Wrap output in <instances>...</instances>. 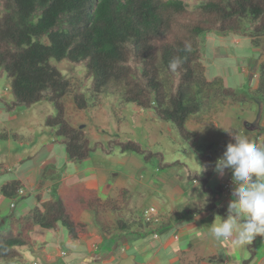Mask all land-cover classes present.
Returning a JSON list of instances; mask_svg holds the SVG:
<instances>
[{"label": "trees", "instance_id": "16d2710c", "mask_svg": "<svg viewBox=\"0 0 264 264\" xmlns=\"http://www.w3.org/2000/svg\"><path fill=\"white\" fill-rule=\"evenodd\" d=\"M212 32L248 37L258 47L264 41V0H0V79L10 93L9 99L0 96V106L12 113L48 103L52 111L44 126L53 133L54 143L63 146L69 161H81L100 151L104 155L132 154L144 163L155 160L160 170L182 168L188 181H199L204 194L202 204L187 212L209 211L215 207L219 191L207 186L215 172L216 144L191 133L186 122L227 101L243 105L251 96L264 99V62L259 65L256 89L246 95L220 77L208 76L210 64L200 38ZM62 61L83 67L85 74L72 82L54 64ZM108 96L113 99L115 115L133 106L152 111L159 121L172 125L198 159L200 171L190 170L179 159L165 161L163 152L133 139L92 143L84 127L68 120L66 98L77 110L88 111ZM8 139L16 141L17 137L0 131V142ZM9 173L12 169L0 166V177ZM0 192L11 200L9 209H13L23 189L12 179ZM107 203L110 200L95 198L81 204L95 215L103 232L110 226L98 215ZM217 212L226 216L227 208ZM6 221V228H0L1 264L15 263L22 249L32 250L35 242L30 232L34 227H63L71 240L87 230L86 223L72 219L61 198L33 207L25 215L9 214ZM136 223L150 227L141 214ZM116 224L120 231L133 225L123 218ZM261 238L246 245L241 264L252 263Z\"/></svg>", "mask_w": 264, "mask_h": 264}, {"label": "crops", "instance_id": "0c3cea01", "mask_svg": "<svg viewBox=\"0 0 264 264\" xmlns=\"http://www.w3.org/2000/svg\"><path fill=\"white\" fill-rule=\"evenodd\" d=\"M239 39L241 38L235 34L224 35L212 32L205 37L206 55L205 53L204 55L212 61H214L213 58L217 60V55H222L212 75L221 76L227 86L240 87V84H243L247 79V73L251 72V77L254 80L250 83V92L257 87L259 65L264 62V46H261L264 41L258 46V51L253 52V55L248 59V64H246L248 69L240 65L241 67L237 66L233 70L229 61L224 58V54L227 52L224 46L232 40L233 43H238ZM206 42L210 45H206ZM2 93L7 99L10 98L7 88L4 87ZM35 105L20 111L19 122L22 125L19 129L24 128V133L7 126L2 129V131L15 134L16 142L19 145V148L12 149V140L5 141V147L9 151V160L0 159V161L3 160L0 164L7 169H12L13 179L18 180L20 188L23 189V193L14 202L13 208L19 201V213L25 215L33 207H43L55 198H61L65 204L77 205L80 209L78 211L80 213L79 221L87 224V230L84 233H79L76 239L71 240L67 237L64 228L59 226L51 232V235L55 236L56 244L48 248L46 243L43 241L39 243L34 237L35 233H44L42 231L44 229L34 227L30 232V238L35 242L34 247L32 250L22 249L20 258L13 264H39L27 256V254L31 256L33 253L40 254L45 264L55 263L61 256L66 259L65 264H109L107 261L112 259L110 257L114 255V252H117L118 257L111 264L114 262L118 264H241L247 255L246 246L233 247L230 241H225L223 238L216 240L209 232L212 223L225 217L219 214L217 209L227 208L233 198L234 185L230 189L224 188L226 184L233 183L231 170H225L223 175L215 171L208 181L207 186L211 190L219 189L215 195V207L209 211L188 213V210L202 204L204 194L199 181H188L182 168L171 167L160 170L156 168L155 164L144 166L140 158L132 154L104 155L100 151L87 157L86 159L91 161L90 164L80 168L81 161H69L62 145L56 143L57 146L54 147L52 132L44 126V119L51 113V107L46 109L45 114L43 113L41 121V114L33 117L26 114ZM121 113H124L126 118V115H130V125L129 128H126L130 135H124L125 131L123 130L118 137L121 140L135 137L134 129L139 125L138 121L141 118L145 121H159L152 111H143L133 106H126ZM88 120H90L89 116L84 124L74 123L73 125L89 129L90 133V128L87 125ZM123 122L124 120L121 118L114 124L119 133V126ZM155 123L158 135L160 127L165 128L166 131H161V134L169 141L167 147L170 149L163 148L164 140H153L150 145L149 142L153 136L148 134L147 129L145 130L147 137L145 138L147 144L145 147L157 148L163 153L170 152L171 149L173 152L177 150L171 148L177 142L176 130L165 125L162 121ZM95 125L98 126L97 128H101V122H97ZM123 126L125 125L123 124ZM104 127L107 126L104 125L102 128ZM186 127L204 142L216 144L213 146V150L216 151L217 159L222 156L226 145L234 142L233 135H242L256 143L258 147L264 148V99L258 95L251 96L249 101L243 105L227 101L210 114L189 118ZM179 145V149L182 148L181 153L186 155L184 159L191 162L190 165L188 164L190 170L199 172L198 159L189 149ZM42 147L48 155L43 157L36 164L37 166H34L32 165L33 159ZM54 152H57V155ZM53 157H58V159L54 160ZM25 162H28V165H24V169L17 171L19 163L23 165ZM49 168H52L50 170L52 173L43 176L40 180L42 172ZM7 182H9L8 179L1 178L0 187ZM135 188H140L142 201H137V198L135 202L132 201L134 196H131L130 192ZM86 196H88V200L95 198L105 202L110 200V203L105 204L103 209L101 208L98 218H101L100 215L104 217L113 214L116 225L117 219L123 218L118 214L125 213L123 219L133 225L125 232L117 230V228L113 232L112 227L107 229L108 232L101 231L94 221L95 215L81 208V204L86 202ZM5 201H7V205L3 209L2 203ZM10 202L11 200L5 198L0 192V212L3 213L7 208H10ZM147 206H154L160 218L158 224L148 228L136 223L142 210ZM116 234L120 235V239L114 240L113 251L108 250V253H104V255L97 253L100 248L98 240H101L102 245H107L109 249L112 245V237ZM65 245L68 246V249H63ZM243 249L246 251L245 255ZM251 264H264V237L256 242L255 256Z\"/></svg>", "mask_w": 264, "mask_h": 264}, {"label": "rangeland", "instance_id": "374dc122", "mask_svg": "<svg viewBox=\"0 0 264 264\" xmlns=\"http://www.w3.org/2000/svg\"><path fill=\"white\" fill-rule=\"evenodd\" d=\"M214 33H216V32H214ZM216 34H218V33H216ZM207 35H209V34H207ZM224 35H233V33H224ZM235 35H237V34H235ZM206 36H203V37L200 38L201 46H202V52L203 53H205L204 42H205V37ZM237 36H239V35H237ZM239 37L241 39H239L238 43H233V40H232V42H228L226 45L224 44L225 45L224 47L227 50V52H225V54H224V58L229 61V63L231 64V68L233 70L237 66L241 67L240 65H243V66H245L247 68L246 64H248V59L251 57V55H253L252 54L253 52L258 51V47L253 46L250 43L249 38H246L244 36H239ZM262 42L263 41H261V43ZM209 43H210V40H209ZM206 45H210V44H207V42H206ZM261 46L263 47L264 43H262ZM205 55H206V53H205ZM216 58H217V60H215L213 58L214 61H212L209 57H207V59H208V63L207 64H210V65H207V74H208L209 77L211 76V73H214L215 69L217 68V64L219 63L218 60H221L222 55L219 54V55L216 56ZM246 59H247V61H246ZM54 64L58 68V70L63 75H65L68 79H70L72 82H76L78 79H80L85 74V69L83 67L75 66V65H72V64L67 63L65 61H62L60 63H54ZM247 75H245V76H247V79L243 82V84H240L241 88L240 87L237 88L239 90V93H241L242 95H246V94L249 93L250 83H252V80H254L253 77H251V75H252L251 72H248ZM215 76H217V74H215ZM220 78L223 79L221 76H220ZM88 86H89V83H86L85 84V88H87ZM4 87H7V83H5L4 80L0 79V96L6 98V96L2 93V91H3L2 88H4ZM112 102H113V99L111 97H109V96L108 97H102L101 105L98 104L96 107H94V108H92V109H90L88 111L87 110L86 111H84V110L82 111V110H77L74 107V105H73L72 101L70 100V98H66V100H65L66 116H67L68 120L72 124H74V123L84 124L86 122V120H87V116L90 117V120L87 121V125L90 128V133L88 131L89 129H87V131H88V134H89L88 137H89V139H90V141L92 143L96 142V141H99L101 143H105L106 141H108L110 139L118 138L123 130L125 131L124 135H130V133L126 130V128H129V125H130V118H129L130 115H126L127 118L124 116V113H121V112L119 114L117 113V115H115L113 113L112 108H111ZM49 107H50V105L48 103L41 102V103L36 104L34 106V108L30 109L26 114H29V117H31V116L33 117L34 115L35 116H37V115L39 116V114H41V116H40V121H41L42 118H43V113L45 114L46 109L49 108ZM210 113H208V114H210ZM19 115H20V111H15V112H12V113H5L3 111V109H2V107L0 106V131H2V129H4V127L7 126V127H10V128H12L14 130L15 129H17L18 131L21 130V132L24 133V128L19 129L21 127V125H22L19 122V117H20ZM205 115H207V114H205ZM202 116H204V115H202ZM118 118H119V120H121V118H122V120H124L123 124L125 125V126H123V124H122V125L119 126L120 127V133L117 130L116 126L114 125L116 121L118 122ZM138 119H140V117H138ZM127 121H129L128 124H127ZM132 121H134V120H132ZM97 122H101V128L100 129L97 128L98 126L95 125V123H97ZM138 122H139L138 123L139 125L137 126V128L135 127V129H134V136L135 137L134 138H128V139H133L136 142H138L140 145L145 147V145H147L146 141H145V138H147L145 136V130L147 129L148 134H150L151 137L153 136L151 138V141L149 142L150 145H152L153 140H156V139L164 140L165 145H164L163 148H166V150L170 149L169 147H167L169 141L166 140L165 138H163V136L161 134V131H164V132L166 131L165 128H161L160 127V134L161 135L160 134L158 135V130L156 129L157 127L155 126L156 125L155 122H161V121H157V120H155L154 122H152L151 120L145 121L143 118H141ZM162 123H164L167 126H171V128H173L172 125H170L168 122H162ZM104 125L107 126V127L106 128L105 127L102 128ZM53 136L54 135L52 133V137ZM52 137L50 136L51 140H52ZM175 138H176L177 142H175V144L173 146H171V148H176L177 150H175L173 152V150L171 149L170 152L166 151V152L162 153L164 155V160L165 161H172V160L179 159V160L183 161L185 164H187V165L189 164L190 165L191 162L186 161L184 159V158H186V155L181 153L182 148L179 149V146H180L179 144L184 146V148L186 147L188 149V147L183 143V141L179 138L178 135H175ZM5 145H6L5 141L0 142V147H1L0 159L9 160V158H8L9 151L6 149ZM18 146H19L18 142L12 140V149L19 148ZM56 146H57L56 143H54V147H56ZM151 148L153 150L154 149L157 150V148H153V147H151ZM12 149H10V150H12ZM54 153H55V155H57V152H54ZM126 154H128V153H126ZM46 155H48V154L45 152L43 147L40 148V150L36 153L35 159H33L34 161L32 160L33 161L32 165L37 166L36 164L39 163V161H41V159L43 157H46ZM53 158H54V160L58 159V157H56V158L53 157ZM0 162H3V160L0 161ZM28 162H25L23 165H21L19 163L17 171L24 169L25 168L24 165H28ZM90 162H91L90 159H86V158L81 160L80 168L86 167L88 164H90ZM154 163H155V160H153L151 162H147V163L143 162V165L147 166L148 164H154ZM0 166L4 167L2 164H0ZM129 166L134 167L133 165H129ZM129 166H126V167L128 168ZM117 169L120 171L119 168H117ZM50 170H52V168H49L48 170L43 171L42 175L40 176V180H41V178L43 176H47V174H51L52 171H50ZM12 174L13 173H9L7 175H4L3 177L1 176V178H6V179H8V181H12V179L14 177ZM130 193H131V196H134L132 201L135 202L136 198H137V201H139V200L142 201V199H140L141 198L140 194H142L140 188H135ZM88 199H89L88 196H86L85 197V201H88ZM127 199H128V196H127ZM144 201H147V200L144 199ZM16 204L17 205L15 206V208H13V209L7 208V210L3 211V213L0 212V228L1 229H5L6 228V226H7V221L6 220H7V217L9 216V214H13L15 216L16 215L17 216L20 215V213H19V211H20L19 201L16 202ZM6 205H7V201L2 203V206H4L3 209L6 207ZM66 206H67L68 211L71 214L72 219H74L76 221H79L80 220V213L78 211L80 209L77 207V205H73L72 203H67ZM147 207H149V206H147ZM118 216L119 217L123 216V218H124L125 213H123V214L119 213ZM100 217L101 218H99V219L101 221H105L110 227H112V231L113 232L116 231L115 229L117 228V224L116 225L114 224V216H113V214L105 215L104 217L102 215H100ZM97 230L99 231L98 228H97ZM42 231L44 233H40V234L39 233H35L34 234L35 239H37V241L39 243L43 241L44 243H46V246H48V248H51L52 245L56 244L55 236L51 235L52 234L51 233L52 230L44 229ZM122 232H125V231H122ZM119 236L120 235L116 234L114 236L115 238L112 237V242H111L112 245H111V248H109V249H108L107 245H105V246L102 245V241L101 240H98V242L100 244V248L97 251V253H102V255H104V253L105 254L108 253V250L110 252L113 251L112 246L115 245V241H118L120 239ZM91 240H92V238H91ZM67 247L68 246L65 245V246H63V249H68ZM64 251H68V250H64ZM245 253H246V251H245V249H243V254L245 255ZM27 256L30 257L32 260H34L36 262H39V264H45L43 258L38 253H33V255L31 254V256L29 254H27ZM113 256L110 257L112 259H108L107 262L109 264H111L113 262V260H115L118 257L117 252H114ZM65 262H66V259L61 256V257L58 258V260L55 263H51V264H65ZM114 264H118V263L114 262Z\"/></svg>", "mask_w": 264, "mask_h": 264}, {"label": "clouds", "instance_id": "9594fccd", "mask_svg": "<svg viewBox=\"0 0 264 264\" xmlns=\"http://www.w3.org/2000/svg\"><path fill=\"white\" fill-rule=\"evenodd\" d=\"M233 140L215 164L220 175L231 170L233 198L227 215L212 223L209 232L216 240L223 238L233 247H244L257 236L264 237V148L242 135H233Z\"/></svg>", "mask_w": 264, "mask_h": 264}, {"label": "built area", "instance_id": "2783aa9c", "mask_svg": "<svg viewBox=\"0 0 264 264\" xmlns=\"http://www.w3.org/2000/svg\"><path fill=\"white\" fill-rule=\"evenodd\" d=\"M234 184L228 183L224 186L226 189H230ZM141 217L144 222L148 223L150 226H155L159 223V216L157 214V210L154 206H149L142 210Z\"/></svg>", "mask_w": 264, "mask_h": 264}]
</instances>
